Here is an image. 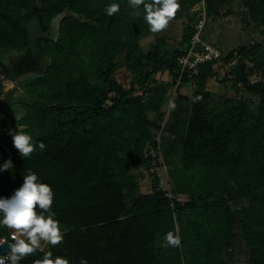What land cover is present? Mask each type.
Here are the masks:
<instances>
[{"label": "trees", "instance_id": "1", "mask_svg": "<svg viewBox=\"0 0 264 264\" xmlns=\"http://www.w3.org/2000/svg\"><path fill=\"white\" fill-rule=\"evenodd\" d=\"M38 1L0 0L1 61L21 55L12 79L34 71L23 21ZM191 1L178 0L174 18ZM255 2L264 6V0ZM111 4L120 10L108 16ZM143 7L134 8L129 0H44L39 13L44 30L66 14L56 41H38L51 66L28 81L29 100L18 120L23 125L33 116L41 132L33 137V153L14 158L10 169L0 166V199H11L29 170L48 184L54 193L52 212L64 228L62 242L49 245L51 258L61 256L69 264H214L224 260L223 253L232 259L243 251L249 264H264V80L252 83L247 71V62H254L264 72L261 43L239 46L220 59L237 61L234 86L259 98L257 111L242 104L213 106L203 81L220 60L184 75L177 96L189 101L190 111L172 144L181 151L184 181L174 178L171 197L158 177L152 193L127 204L123 177L134 162L148 165V148L156 147L149 89L156 87L154 76L160 72L178 79L177 59L188 50L193 31L185 30L176 44L160 38L144 53L139 41L149 25ZM123 51L132 74L129 86L117 79L115 54ZM194 81L199 87L188 99L182 91ZM3 125L0 117V147L10 139ZM181 194L189 201L181 203ZM176 218L186 226L183 234L177 232ZM169 231L180 236V247H163ZM4 235L0 229V240ZM44 254L37 251L19 264H33Z\"/></svg>", "mask_w": 264, "mask_h": 264}, {"label": "rangeland", "instance_id": "2", "mask_svg": "<svg viewBox=\"0 0 264 264\" xmlns=\"http://www.w3.org/2000/svg\"><path fill=\"white\" fill-rule=\"evenodd\" d=\"M65 14L62 13L56 18H63ZM202 16L206 19L204 29V32H206V40L215 44L223 53V57L227 56L230 51L239 46L258 43L264 45V26L262 24V19L264 18L263 5L255 2V0H247L244 3H239L236 0H227L223 5L217 4V0H192L184 6V9H181V13L177 18H173L169 22L166 29L158 33H153L149 28L147 34L143 35L139 41L140 49L142 52L148 53L149 50L158 44L160 38L168 39L174 44L180 42L185 30L194 28L198 20L203 18ZM9 56V60L14 62L21 55L11 54ZM7 57H5L4 61H7ZM124 57L125 51L115 54V62L118 66L117 79L122 85L129 86L132 74L129 73L124 65ZM1 60L2 58H0V62L3 63ZM236 62H227L224 59L217 62L213 66L212 75H208L203 81L205 89L212 93L213 106L219 110L224 109L227 105L242 104L247 106L251 112H256L259 106V98L247 93L240 85L234 86L235 80L232 72L236 67ZM1 65L0 71L2 68ZM247 71L250 72V81L252 83L264 80V72L257 69L254 62H247ZM40 74L42 73L32 74L26 78L19 79V83L15 87H13V84L8 83V86L11 88L8 91L10 93L9 95L16 94L20 99L29 100L26 97L28 81L32 77ZM154 79L156 80V87L153 86L149 89L151 90V93H149L151 95L149 96L154 98L155 101L153 100V103L148 107V115L153 122L152 134L156 142V147H149L146 153L150 166L149 164L144 165L140 162H134L130 164L127 174L122 179V191L129 207L140 195L150 194L155 190L154 186H156L155 184L158 181L156 179L158 177L159 180L161 179L164 182L165 190L171 197L175 195L173 186L175 182L174 178L179 180V182L184 181L185 173L181 169V151L172 144L182 130L181 120L187 118L189 115V101L179 100L177 96L179 84L177 83V79L168 72H160L154 76ZM198 87L199 83L194 81L182 92L188 99H191ZM141 93L142 91H138L136 94ZM145 100L147 101L148 98L145 97ZM169 101L175 103V109L169 107ZM161 113H163V119L160 116ZM32 117L24 121L23 125H20L18 122L14 124L10 119L11 117L5 113V119L8 125L7 127L3 125V128L7 135L10 136V139L7 145L3 144V147L12 160L14 158H23V156L13 146L10 132H15L18 127L22 126L32 136V139L34 135L41 132L37 122L32 120ZM173 170H176L175 177L171 175ZM177 198L181 203L189 201V195L187 194L178 195ZM0 219H2V213H0ZM184 227L176 218V229L179 235L183 234ZM0 229L4 232L5 235L3 237L5 238L10 237L14 231L4 226H0ZM63 230L64 228L61 226L62 233ZM49 245L42 242V252H50ZM222 258L224 260H218L214 264H249L244 255V251L242 254L236 252V255L232 259L223 253Z\"/></svg>", "mask_w": 264, "mask_h": 264}, {"label": "clouds", "instance_id": "3", "mask_svg": "<svg viewBox=\"0 0 264 264\" xmlns=\"http://www.w3.org/2000/svg\"><path fill=\"white\" fill-rule=\"evenodd\" d=\"M132 7L143 4L144 20L149 25L150 31L158 33L164 30L169 22L176 16L180 9L178 0H151L145 3V0H129ZM120 10L118 4H111L106 8L108 16H112ZM138 15L139 12L133 13ZM171 109L176 105L169 101ZM21 115H16L19 120ZM12 137L13 146L21 153L23 157H28L34 152L35 141L22 126L15 132L9 133ZM39 148L43 150L45 145L40 143ZM12 167L11 161L3 165L4 169ZM54 202V193L48 184L39 182L38 176L29 170V174L24 176V184L11 199H0V226L14 230L11 233L12 243L7 240L0 242V246L8 245L7 255H0V264H5L10 260L12 264L26 259L29 256H35L37 251H43L42 242L52 246L59 245L63 240L60 222L55 219V213L52 212ZM37 206L41 210L38 214ZM181 238L179 235L169 231L164 236L163 247H180ZM51 252H46L42 259H35L33 264H69V261L61 256L55 260ZM81 264H88L82 260Z\"/></svg>", "mask_w": 264, "mask_h": 264}, {"label": "built area", "instance_id": "4", "mask_svg": "<svg viewBox=\"0 0 264 264\" xmlns=\"http://www.w3.org/2000/svg\"><path fill=\"white\" fill-rule=\"evenodd\" d=\"M239 2L244 0H237ZM200 18L195 24L191 38L189 40L188 50L186 53L177 59V65L179 67V74L177 83L179 84L184 75L191 76L196 73L198 68L207 63H213L219 61L223 57L221 50L212 42H209L204 37V29L206 26V19L204 16ZM160 186L165 190L164 182L160 179ZM170 196V194L168 193ZM7 239H1L0 242ZM11 235H10V241ZM7 255V254H6ZM5 264H12L10 260H6ZM19 264V261L17 262Z\"/></svg>", "mask_w": 264, "mask_h": 264}, {"label": "water", "instance_id": "5", "mask_svg": "<svg viewBox=\"0 0 264 264\" xmlns=\"http://www.w3.org/2000/svg\"><path fill=\"white\" fill-rule=\"evenodd\" d=\"M43 8L44 0H39L37 5L33 8L31 15L24 19L23 25L28 33V54L30 57V63L35 70L45 73L51 66V60L44 54L38 41L43 39L56 41L60 34V23L62 18H56L52 22L50 28L44 30L39 16V13ZM9 250L7 244L0 246V255H6Z\"/></svg>", "mask_w": 264, "mask_h": 264}, {"label": "flooded vegetation", "instance_id": "6", "mask_svg": "<svg viewBox=\"0 0 264 264\" xmlns=\"http://www.w3.org/2000/svg\"><path fill=\"white\" fill-rule=\"evenodd\" d=\"M20 58L21 56L14 62H12V60H9L10 56H8L7 61H4L3 63L0 62V64H2L1 65L2 68L0 71V104H1L0 117L3 118L4 127H7L8 125L5 119V113L7 116L11 117L10 119L12 120V122L16 124L18 120L15 119V116L21 115L23 112H25L23 108V103H25V99H20L19 96L16 94H13L10 96L9 95L10 93L8 91L11 88L8 86V83L13 84V87H15V85L19 83L18 81L19 79L26 78L27 76L32 75V74L42 73V72L35 70L33 65L30 63L31 66L33 67V70H34L33 72L18 76L16 79H12L10 75L15 74V70H16L15 68H17L15 67V64L19 61ZM8 161H11L12 163V158L10 157L8 152L5 150V148L1 146L0 147V166L3 168V165Z\"/></svg>", "mask_w": 264, "mask_h": 264}, {"label": "crops", "instance_id": "7", "mask_svg": "<svg viewBox=\"0 0 264 264\" xmlns=\"http://www.w3.org/2000/svg\"><path fill=\"white\" fill-rule=\"evenodd\" d=\"M165 29H166V28H165ZM203 34H204L205 39H207V38H206V32H203ZM167 42L173 43V42L169 41L168 39H167Z\"/></svg>", "mask_w": 264, "mask_h": 264}]
</instances>
